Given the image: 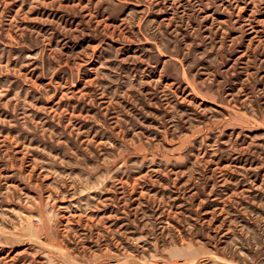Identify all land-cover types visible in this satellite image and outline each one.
I'll list each match as a JSON object with an SVG mask.
<instances>
[{
    "label": "rangeland",
    "instance_id": "1",
    "mask_svg": "<svg viewBox=\"0 0 264 264\" xmlns=\"http://www.w3.org/2000/svg\"><path fill=\"white\" fill-rule=\"evenodd\" d=\"M0 264H264V0H0Z\"/></svg>",
    "mask_w": 264,
    "mask_h": 264
}]
</instances>
